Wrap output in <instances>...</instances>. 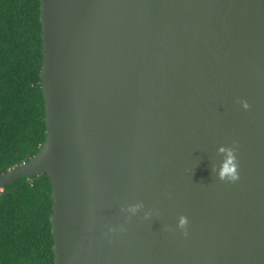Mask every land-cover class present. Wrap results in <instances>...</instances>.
Masks as SVG:
<instances>
[{
    "label": "water",
    "instance_id": "95a60500",
    "mask_svg": "<svg viewBox=\"0 0 264 264\" xmlns=\"http://www.w3.org/2000/svg\"><path fill=\"white\" fill-rule=\"evenodd\" d=\"M40 3L55 264H264V0Z\"/></svg>",
    "mask_w": 264,
    "mask_h": 264
},
{
    "label": "trees",
    "instance_id": "16d2710c",
    "mask_svg": "<svg viewBox=\"0 0 264 264\" xmlns=\"http://www.w3.org/2000/svg\"><path fill=\"white\" fill-rule=\"evenodd\" d=\"M40 0H0V176L47 140ZM47 173L0 193V264H55Z\"/></svg>",
    "mask_w": 264,
    "mask_h": 264
},
{
    "label": "clouds",
    "instance_id": "9594fccd",
    "mask_svg": "<svg viewBox=\"0 0 264 264\" xmlns=\"http://www.w3.org/2000/svg\"><path fill=\"white\" fill-rule=\"evenodd\" d=\"M242 104V107L245 110H249L251 105L248 103L247 100L238 101ZM238 147L234 142L232 146H220L217 150V155L221 156L222 159L219 163V166H212V172L215 173L219 180L229 182V183H236L240 180V173H239V160L237 156ZM144 208L143 202H138L132 205H128L126 208H121L122 212L129 213L128 219L131 220L132 216L137 215L141 209ZM152 216V211H148L145 213L144 218L149 219ZM189 220L188 217L185 215H181L178 220L177 227L183 231L185 237L188 236V228ZM123 226H121L120 231H125ZM167 231H172L171 228H166ZM110 232H116V228H110Z\"/></svg>",
    "mask_w": 264,
    "mask_h": 264
}]
</instances>
